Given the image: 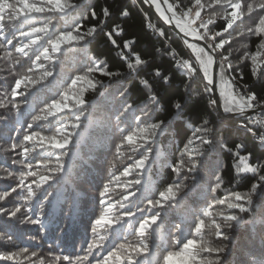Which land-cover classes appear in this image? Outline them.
<instances>
[{
	"label": "trees",
	"instance_id": "16d2710c",
	"mask_svg": "<svg viewBox=\"0 0 264 264\" xmlns=\"http://www.w3.org/2000/svg\"><path fill=\"white\" fill-rule=\"evenodd\" d=\"M69 2L79 5L69 17V23L74 18L80 23L81 32H86L90 27L95 26L96 33L87 42L77 45L72 52L64 55L62 60L61 53L54 54L55 59L52 61L41 59L32 72H28V68L32 67L31 61L35 60V55L39 54L35 50L41 44L50 47L46 43L48 37H43L37 45H33L32 51L25 49L29 51V56H21L15 48L22 47L28 42V38L20 37L14 27V21L7 18L0 21V33H3L0 36V43L4 44V47H0V103L6 105V107H0V194L3 191L9 192V195L0 201V206L5 207L7 211H14L17 206L21 207L16 217L0 215V229L3 230L0 232V254L9 253L14 257L11 261L0 260V264H24L18 255L22 254L25 258L32 251L37 252L43 258L44 264H53L56 255L82 254V250L92 242L90 221L99 218L104 210L99 205V192L108 182L110 171L119 174L123 167L131 162L127 160V152L120 158L115 156L116 145L122 138L116 128V116L123 112L126 105L135 108L136 115H140L141 110H144L152 116V122H164L169 125L155 145L153 155L156 163L150 169V174L145 176V190L151 198L158 199L159 192L165 190L166 186L174 180L178 179L182 185L186 186L181 188L176 202H169V206L164 210L162 222L154 226L153 235L145 242L150 248L154 244L158 245L157 254L164 253L165 249L174 250L173 245L177 243V239L182 234L186 235L190 227L194 232V225L200 222V218H203L205 224L197 237L198 241H208L213 246L224 247L226 253L222 254L223 264H249V257L264 247V197L258 194L253 195L254 203L247 213L241 214L232 210L239 219L236 222H228L227 227H221V232L229 236L226 241L217 239L212 218L214 217L223 225L224 222L220 220L219 214L221 211L229 210L226 205L215 204V200L223 199L233 191H239L241 195L250 192L252 184L258 182L260 175H264V146L255 142L248 131L236 128L234 119L222 116L214 105L209 104L211 94H205L200 81L195 78L190 80L187 70L177 66L176 59H180L182 62L187 60L196 67L184 44L158 18L152 15L140 0H69ZM205 2H210V0H205ZM248 2H258V0H248ZM168 3L179 5V8L174 9L179 17L180 10H187L194 0H168ZM104 9L109 12L107 17L103 14ZM125 11L128 13L127 16L123 15ZM93 12L96 13L95 17L92 15ZM252 15L255 16V13ZM201 16L205 20L210 18L215 20L214 24L209 25L213 33L223 32L225 21L220 13L208 8L201 11ZM256 22L258 23V20ZM237 23L239 28H236V31H245V35H233L229 38L228 33H223L221 37H216V42L229 39V42L217 51L216 56L219 60L221 53L228 55L234 68V71L228 75L235 78L236 86L246 87L247 92L255 94L258 101H264V78H261L259 70L257 75L253 76L250 58L241 59L245 52L253 54L259 50L261 55L258 62H261L260 67L264 69V49L259 48L264 36L247 35L246 29L250 23L248 17H245L244 23L240 21ZM52 24L58 30L56 34H59V30H71L64 23L63 17L53 18ZM19 27L27 30L24 25H19ZM200 31L203 32L204 29ZM161 32L165 34L161 35ZM6 34H10L11 47L5 42ZM126 42L130 47H125ZM245 44L247 48L243 47ZM64 47L71 46L63 45L62 49ZM190 50L197 59L199 54L196 50L193 48ZM40 51H43V48H40ZM8 52H11L10 57L7 55ZM137 55L146 63L138 66L136 71H130L127 63H134ZM93 61L100 62L108 71L116 72L118 75L108 77L99 73L92 74L99 83L95 90H88L84 93L87 101L84 106L87 110V118H82L83 131L79 139L68 146L69 154L63 158L66 162L65 170L53 176L41 190H36V195L32 199L33 206L27 210L34 212L43 221L44 226L41 228L39 224L21 223L27 215L23 207L26 203L23 197L27 195V190L25 188L22 191L19 187V174L28 169L19 163L23 159L19 155L21 149L13 150L12 144L23 140L28 123L32 122L35 115L42 114L45 101L51 104L52 100L49 97L52 93L44 91L34 96L32 93H35L40 85L30 86L29 89H24L22 85L21 90L28 92L29 95L27 98L19 95L15 98L20 106V111L17 112L9 103L12 99L11 88L21 74L27 73L33 79H41L47 68L54 73L58 71L61 73L57 81L51 85L53 91L59 88V94L55 96V99H61L63 92L71 83V78L86 72V68ZM197 61L203 72L200 61L198 59ZM41 64L43 67H39ZM157 71L160 72L159 77L156 75ZM164 77H168V83H165ZM200 77L203 79L201 74ZM63 80L67 83L60 87V82ZM142 80L147 81V84L143 85ZM42 83L47 84L48 81L43 80ZM203 83H206L205 80ZM125 89H127L126 92ZM235 89H228L226 95H231L233 91H236ZM121 92L125 93L124 96L120 95ZM151 94L157 96L160 102L159 107L149 102L148 97ZM220 98L224 109L228 101L221 95ZM176 103L181 105L182 111L175 108ZM153 108H155L154 114ZM72 111L66 109L58 113L57 117L48 119L55 121L58 117H62L65 123H70L73 118ZM142 119L147 121L148 116H143ZM39 123L42 127L36 130L46 136L54 135L55 128L59 126V124L49 125L48 121ZM135 123L133 120V125ZM120 127L126 126L122 124ZM197 127H207L211 130L206 134L210 141L209 144H203L195 139L194 133ZM127 134L125 131L124 135ZM195 135L202 134L196 133ZM190 140L191 144H189ZM186 144L194 150L192 159L197 163V171L184 170L177 178L170 166L161 167L160 165L175 163L181 158L182 153H184L182 158L188 163L189 155L185 148ZM238 145L241 147L238 148ZM60 151L51 149L47 145L44 148L36 145L33 152L29 154V158L33 162L32 170L37 175L28 177L24 183H31L35 190L36 185L33 181L39 182L41 175L52 176V169L56 168L53 153ZM241 156H247L248 164L256 167L258 171L256 173L240 172L239 169L244 166L240 160ZM10 172L13 175L10 176ZM217 177H220L221 187L213 192ZM124 179L121 177V180ZM13 188L16 189L15 192L12 191ZM124 194V188L119 184L113 183L110 186L111 199L108 202L116 205L111 210L114 216L127 211L126 208H120L116 203L122 200ZM139 196L140 194L137 193V197ZM129 199L136 198L129 197ZM146 204V199L137 200V205L141 208ZM210 204L215 206L208 209ZM70 206H74L73 212L71 217H67L65 213ZM41 207H43V212ZM205 209L211 212V216L203 217ZM124 219L129 218L124 217ZM138 226V223L135 224V227ZM113 228L120 229V225H113ZM100 231L106 236V240L103 242V248L94 249V256L99 254L102 258L107 255V251L112 250L109 247L112 232L111 230L104 232L103 229ZM120 231L121 235L116 244L124 242L125 237L130 244L138 243L139 238L135 236L131 224L125 223ZM9 236L12 238L11 241L8 240ZM23 248H28L29 253H23ZM202 255L208 256L209 254L202 253ZM35 259L37 257H32V260ZM160 259L162 261V255ZM212 259H216V256L213 255ZM89 260H93V257L90 256ZM59 264H64V262L60 261Z\"/></svg>",
	"mask_w": 264,
	"mask_h": 264
},
{
	"label": "snow or ice",
	"instance_id": "6c2138e0",
	"mask_svg": "<svg viewBox=\"0 0 264 264\" xmlns=\"http://www.w3.org/2000/svg\"><path fill=\"white\" fill-rule=\"evenodd\" d=\"M144 2L156 3V0H144ZM164 3L168 4L167 11L172 13V16L168 17L164 16V13L161 12V15L164 16L167 23L171 24L175 22L176 27L183 33L184 38L190 36L194 40L204 41V46L189 43L187 39L184 41L188 44L189 48L195 49L199 54L197 59L200 61L203 69V79L200 77V69L194 67L187 60L182 63L177 62V66L187 70L190 80L195 78L200 81L205 94L219 89L221 97L228 101L224 107L225 113H234L244 116L250 124L255 123L256 115L264 117V101H258L255 94H248L246 91H233L231 95H226L228 89L236 88L235 78L228 75L230 72L234 71V68L228 55L221 53L219 60L216 59L215 55L219 49H222L225 44L229 42V39H221L219 42H216V37H221L223 33H228L229 38L233 35H245V31H236V28H239L237 22L240 21L244 23L245 17H248L250 22L246 29L247 35L264 36V0H258V2L252 3L248 2V0H210V2H205V0H194V3H192L191 7L187 8V10H180L179 17L177 16V11L174 10L179 8L178 4L168 3V0H164ZM77 7H79V5L69 2V0H0V21H4L6 18L14 21V27H16L20 37L28 38V42L24 43L22 47L17 46L15 48V51L20 53L21 56H29V51H32V46L37 45L38 41L43 37H48L46 43L50 45V47H45L41 44L40 47L36 48L35 51L39 54L35 55V60L31 61L32 67L28 68V72L34 71L35 67L38 66L37 62L41 59L45 61L54 60V54L56 53L62 54V60L63 56L72 52L73 48L77 45H82L84 42H87L90 37H93L94 33L97 31L95 26L90 27L86 32H81V25L78 21L73 18L71 23H69V17ZM156 7L157 11L161 10L159 4H157ZM208 8H212L214 12L221 14V18L225 21L223 32L216 31L213 33L209 25L214 24L215 20L212 18L205 20L201 16V11ZM257 9L259 11H257ZM253 13H255V16L252 15ZM103 14L107 17L109 15L108 10L104 9ZM92 15L95 17L96 13L93 12ZM123 15L127 16L128 13L125 11ZM59 17H63L64 23L67 24L71 30H59V34H56L58 30L52 24V19ZM44 20H47V22H44ZM257 20L258 23L256 22ZM101 23H103V21H101ZM19 25H24L27 30L20 28ZM234 26L236 27L234 28ZM200 29H204V31L201 32ZM160 34L164 35L165 33L161 32ZM2 35L3 33H0V36ZM7 43L11 44L12 40L8 39ZM63 45H70L71 47H64L62 49ZM0 47H4V44L0 43ZM125 47L128 48L130 45L126 42ZM243 47L247 48V44L243 45ZM40 48H43V51H40ZM259 48L264 49V39L260 41ZM25 49L29 51H25ZM7 55L10 57L11 52H8ZM260 55L261 53L259 50L253 54L245 52L244 57L241 59L250 58L253 76H256L259 70L261 78H264V69L260 67L261 62H258ZM144 63H146V61L137 55L134 63H127V68L130 71H136L138 66ZM214 63L216 65V70L214 73H210L209 69ZM39 67H43V65L41 64ZM93 73H99L100 75L108 77L118 75L116 72L108 71L100 62L93 61L86 68V72L77 74L74 78H71V83L68 84V89L63 92L61 99H55V96L59 94V88L55 91L51 88V85L57 81L61 73L59 71L54 73L51 69L47 68L43 72L41 79H33V77L27 73L21 74L19 78L15 80V84L11 88L10 96L12 99L9 103H11L12 107L15 108L17 112L20 111V106L15 98L18 95L27 98L29 95L28 92L21 90L22 85L24 89H29L30 86L35 87L36 85H40V88L37 89L35 93H32L34 96H38L44 91L52 93L49 97L52 100L51 104H47L45 101L42 114L35 115L32 122L28 123L27 129L23 135V140L19 143L12 144L13 150L17 148L21 149L19 155L23 157V159H21L19 163L23 164L24 168L28 169V171H21L19 174V187L22 191L25 188L27 190V195L23 197L26 201L23 207L27 215H25L21 223H28L31 225L39 224L41 228L44 226L43 221L40 220L34 212H29L27 210L31 209L33 206L32 199L36 195V190H41L43 185L48 184L53 176L63 173L65 170L66 162L63 158L69 154L70 149L68 146L79 139L83 131L82 118H87V110L84 107L87 101L84 93L88 90H95L99 83L93 77ZM156 75L159 77L160 72L157 71ZM225 77H228V79H225ZM43 80H47L48 83L43 84ZM164 80L165 83H168V77H164ZM204 80H206L207 83H203ZM65 83H67L66 80L61 81L60 87H63ZM142 84L146 85L147 81L142 80ZM221 85L223 87H221ZM126 91L127 89H125V92ZM124 94V92L120 93L121 96H124ZM148 100L151 104L159 107L160 102L156 95H149ZM216 103L217 101L214 98L209 97L210 105H215ZM0 107H6V105L0 103ZM175 108L182 111L179 103L175 104ZM257 108L260 109V113H256ZM66 109L70 111L75 109L72 111L73 118L70 123H65L62 117H58L55 121L48 119L49 117H57L58 113H62ZM246 110H252L253 114L247 115ZM136 111L135 108L126 105L123 112L116 116V128L122 138L120 143L116 145L115 156L116 158H120L127 152V160L131 162L127 163L119 174L110 171L108 182L103 185V190L99 192V205L102 206L104 210L99 218L90 221L91 232L93 234L92 242L88 244L86 249L82 250V254L56 255L53 264H59L60 261H63L64 264H174V262L175 264H223L222 254L226 253L224 247L213 246L208 241L199 242L197 239L205 224L203 218H200V222L194 225V232L191 231L190 227L186 235L182 234L177 239V243L173 245L174 250L169 251L165 249L164 253L166 254H157L158 245L154 244L152 248H150L149 244L145 242L148 237L153 235L154 226L162 222L164 210L169 206V202H176L180 196L181 188L186 186L182 185L178 179L174 180L166 186L165 190L159 192L158 199L151 198L150 194L145 190V176L150 174V169H152L153 165L156 163L155 156L153 155L155 145L158 143V138L164 135L169 128V125L164 122H152V116H150L147 111L141 110L140 115H136ZM152 112L153 114L155 113V108L152 109ZM121 116H123V119H121ZM143 116H148V120H143ZM133 120L136 122L134 125ZM41 121H48L49 125L59 124V126L55 128V134L46 136L42 135L41 131L36 130L42 127L39 123ZM260 123L264 124V119H262ZM122 124L126 127H120ZM29 129L32 131L29 132ZM251 130L252 129H249V131ZM125 131H127V135H124ZM210 131L211 130L207 127H197L194 137L203 144H209L210 141L206 134ZM196 133H201L202 135L196 136ZM34 141L35 143H33ZM260 141L264 143V133H261ZM191 143L192 141L190 140L189 144ZM28 145L32 146L29 147ZM36 145H39L41 148L47 145V147L51 149H58L61 151L53 153L56 159V168L52 169L53 175H41L39 182L33 181L36 185L34 190L31 183L25 184L24 181L28 177L37 175V173L32 170L33 162L32 159L29 158V154L33 152ZM237 147L239 148L241 146L238 145ZM185 148L188 150V163L182 158L184 155V153H182L181 158L175 163H163L160 165L161 167L170 166L171 171L177 178H179L181 172L184 170L189 172L197 171V163L192 159L194 150L191 149L188 144L185 145ZM141 149H143V151H140ZM240 160L244 165L239 169L240 172L256 173L258 171L256 167H251L248 164L247 156H241ZM14 163H16V161H14ZM9 175L11 176L13 173L10 172ZM121 177L125 179L121 180ZM129 177H131V179H128ZM113 183L119 184L124 188L125 194L122 200L116 203L119 204L120 208L127 209L123 214L115 216L112 214L111 210L115 208L116 205L108 202L111 199L109 191ZM220 187V177H217V183L212 191L215 192ZM129 189H131V191H129ZM43 190L47 192L46 189ZM12 191L15 192L16 189L13 188ZM137 193L140 194L139 197H137ZM255 194L264 197V175H260L258 182L252 184L250 192L241 195L239 191H233L223 199L215 200V204L226 205L229 210L227 212L221 211L219 214L220 220L224 222L223 225L214 217L212 218L217 239L225 241L229 239L227 234L221 232V227L229 226L228 222L238 221L239 217L234 214L232 210H236L241 214L249 212L253 206V195ZM8 195V191H3L2 194H0V201H3ZM129 197H134L136 199L130 200ZM140 198L147 200V204L143 208L137 205V200ZM129 205H131V207H129ZM214 206L215 205L210 204L208 205V209ZM73 207L74 206H70L69 210L65 213L67 217H71ZM154 209L156 211H153ZM208 209L203 211V217L211 216V212ZM20 211V206H17L14 211H7L5 207L0 206V215H7L10 218L16 217L17 213ZM41 211L43 212V207H41ZM124 217H128L129 219L125 220ZM125 223L131 224L135 236L139 238L137 244L133 245L128 243L126 237L124 242L116 244V241L119 240L121 235L120 229H123ZM137 223L139 226L135 227ZM113 225H120V229L113 228ZM101 229H103L104 232L108 230L112 232V241L109 242V247H111L112 250L107 251V255H104L102 258H100L99 254L94 256V249L103 248V242L106 240V236L100 231ZM2 231L3 230L0 229V232ZM8 240L11 241L12 238L9 236ZM113 245L116 246L113 247ZM22 252L29 253V249L23 248ZM202 253H207L209 255L205 256L202 255ZM161 255L162 261L160 259ZM213 255L216 256V259H212ZM90 256L93 257V260H89ZM32 257H37V259L32 260ZM13 258V254H0V260L11 261ZM26 259L29 260V264H44L43 258L35 251L30 252ZM249 264H264V247H262L258 253L249 257Z\"/></svg>",
	"mask_w": 264,
	"mask_h": 264
},
{
	"label": "water",
	"instance_id": "95a60500",
	"mask_svg": "<svg viewBox=\"0 0 264 264\" xmlns=\"http://www.w3.org/2000/svg\"><path fill=\"white\" fill-rule=\"evenodd\" d=\"M141 2L143 3V5L146 7V9L152 14L154 15L156 18H158L170 31H172L184 44L185 49L187 50L189 56L191 57L192 61L194 62L195 66L200 69V65L195 57V55L193 54V52L190 50V48L188 47V44H186L184 41L185 39L188 40V42H192V43H196L199 46H204V41L200 40H194L192 37H183V33L180 32V29L176 27L175 23H171V24H166L164 23V21L158 16V14L156 13V11L154 10V7H152L151 5H148V3H145L144 0H141ZM161 4L165 7V9L167 10L168 5L166 3H164V0H160ZM172 15H170L171 17ZM216 55V54H215ZM216 59L218 60L217 56ZM216 70V65L215 63L212 65V67L210 68V73H214ZM200 74L203 77V72L200 69ZM205 82L207 83V81L205 80ZM212 98H214L217 103L214 105L215 108L217 109V111L224 117L226 118H230V119H234V113H225L223 107H222V102H221V98H220V94H219V89L213 92H210ZM260 110H257L256 113H258ZM248 114H253L252 110L247 111Z\"/></svg>",
	"mask_w": 264,
	"mask_h": 264
},
{
	"label": "built area",
	"instance_id": "2783aa9c",
	"mask_svg": "<svg viewBox=\"0 0 264 264\" xmlns=\"http://www.w3.org/2000/svg\"><path fill=\"white\" fill-rule=\"evenodd\" d=\"M176 62H180L182 63V61L180 59H176ZM185 70V69H184ZM236 91H241V92H244L246 91L247 92V89L246 87L242 86V85H237L236 86ZM248 93V92H247ZM249 94V93H248ZM257 110H260L259 108L256 109ZM247 111L249 110H246V114L247 115H252V114H248ZM260 113V111L258 112ZM264 119V117H262L261 115H256L255 116V123H249L247 119H245L244 116H240V115H237L235 114L234 115V120L236 121V128L240 129V130H244V131H248L249 135L251 136V138L259 143L260 145H263L264 146V143H262L260 141V135L261 133H264V124H261L260 121ZM249 129H252L251 131H249Z\"/></svg>",
	"mask_w": 264,
	"mask_h": 264
},
{
	"label": "bare ground",
	"instance_id": "6f19581e",
	"mask_svg": "<svg viewBox=\"0 0 264 264\" xmlns=\"http://www.w3.org/2000/svg\"><path fill=\"white\" fill-rule=\"evenodd\" d=\"M140 1H141V0H140ZM157 4H159L160 7H161V10H160V11H157V7H156ZM148 5H151L152 7H154V10H155L156 13L158 14V16L164 21V23H166L167 25L169 24V23H167V22L165 21L164 16H168V17H170V15H172V13H171V12H168V11L165 9V7L161 4L160 0H156V3H148ZM161 12L164 13V16L161 15ZM174 23H175V22H174Z\"/></svg>",
	"mask_w": 264,
	"mask_h": 264
},
{
	"label": "rangeland",
	"instance_id": "374dc122",
	"mask_svg": "<svg viewBox=\"0 0 264 264\" xmlns=\"http://www.w3.org/2000/svg\"><path fill=\"white\" fill-rule=\"evenodd\" d=\"M10 35V34H9ZM9 35L8 34H6L5 36H4V38H5V42H7V40L9 39ZM9 45V47H11L12 46V43L11 44H8ZM18 257H19V259H21L20 261H23L24 262V264H26L27 262H29V260H26V257L25 258H23V255L21 254V256H19L18 255ZM25 259V260H24ZM36 260V259H35Z\"/></svg>",
	"mask_w": 264,
	"mask_h": 264
}]
</instances>
